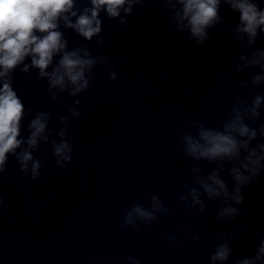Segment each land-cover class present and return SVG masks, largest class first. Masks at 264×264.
<instances>
[{
    "label": "clouds",
    "instance_id": "9594fccd",
    "mask_svg": "<svg viewBox=\"0 0 264 264\" xmlns=\"http://www.w3.org/2000/svg\"><path fill=\"white\" fill-rule=\"evenodd\" d=\"M149 2L88 0L90 7L86 5L80 10L76 7L77 0H0V176L6 174L11 156L23 174L17 175V180L26 178L37 181L42 175V161L34 158L33 152L39 150L41 141L50 143L57 168H65L71 163L75 147L70 127L56 132L59 142L49 140L52 135L49 124L56 115L55 108L40 106L33 114L32 108L25 107L13 86L12 73L17 66L23 65L20 73L25 77H30L27 75L30 68L37 69L35 79L45 82L46 92L53 102L62 100L63 93L73 97L84 96L104 73L114 83L118 73L109 57L94 55L87 45L70 48L69 39L60 30V21H63L64 28L73 30L85 41L92 42L96 38L95 47L100 49L105 40L102 35L105 19L101 13L106 19L115 20L119 27L127 28V17L134 14V6L144 8ZM159 2L171 22L170 30L178 34L187 31L189 39H195L197 45L211 41L210 30L219 28L229 37H234L239 46L237 59L243 63L236 64L234 71L242 78L237 82L228 70L222 73L227 77V86L236 89L222 125L219 128L210 127L202 119L189 116L184 128L176 129L180 140L179 151L186 160L197 162L190 164L187 169L189 179L181 178L183 191L177 193L179 202L189 213L208 217L206 201H220L216 221H235L244 212L241 207L244 203L243 192L250 189L264 173V47L257 46L259 40H264V0ZM222 5L238 14V23H229L224 19L221 15ZM70 17L75 18V21ZM173 24L174 29L171 27ZM217 43H224L223 37L217 36ZM225 46L230 52L233 50L231 42ZM26 58H30V64L24 63ZM216 86L223 88L225 84ZM73 103L81 105L82 101L76 99ZM63 107L72 117H87L86 113L70 105L65 104ZM25 120L28 121L27 138L21 135L22 121ZM68 122V116H60L61 124ZM200 162L214 167L206 172ZM225 172L235 185L231 191L229 182L221 175ZM2 203L0 198V205ZM170 215L171 209L158 195L142 193L124 204L118 227L122 232L132 230L139 233L155 225L161 216ZM243 227L238 225L226 232L210 233L217 240L214 251L209 253L210 264H226L230 258L234 259L235 264H264V236H261L251 255L245 253L242 257H234L233 241L237 233L243 231ZM204 232V225L195 232L180 227L176 231H169L165 240L187 250V245L180 239L181 234L207 245L209 241L203 235ZM123 259L132 264H142L133 256ZM108 264H112V261H108Z\"/></svg>",
    "mask_w": 264,
    "mask_h": 264
}]
</instances>
